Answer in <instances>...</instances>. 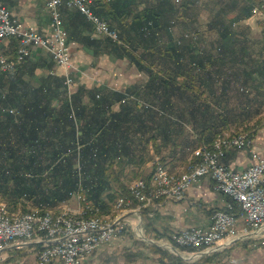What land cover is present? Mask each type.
<instances>
[{
  "label": "crops",
  "instance_id": "crops-1",
  "mask_svg": "<svg viewBox=\"0 0 264 264\" xmlns=\"http://www.w3.org/2000/svg\"><path fill=\"white\" fill-rule=\"evenodd\" d=\"M157 1L114 0V4L110 5L112 15L104 10L106 14L103 18L122 31L125 39L139 45L141 39L138 30L136 32L135 28H132L128 36L124 32V23H139V20L134 18L144 8L154 7ZM207 1L211 4L206 7L211 18L206 21L201 19L203 9L200 5L203 0L192 3L187 0H182V3L175 2L178 4L176 8L179 6L177 9L180 19L179 22L168 21L171 26L165 33V40L173 35V40L182 41L183 47L179 57L184 66L179 71L172 66L175 65L173 60L176 58L169 57L171 55H167L162 64L156 56H147L143 58L144 61H149H145L147 67H141L137 60L115 45L111 39L96 34L77 7H69L65 3L61 4L59 9L76 65L72 71L76 86L72 92L68 91L65 78L53 58L42 49H33L31 57L37 63V68L31 72L38 77L40 73L45 74L44 76L51 75L48 66L55 64V78H60L63 82V87L55 84V90L63 91L66 98L64 100L61 96L55 97L56 113L63 104L71 102L72 93L77 96L79 104L87 105L88 108L92 106L88 98L90 91L103 95L128 93L132 96H125L123 102L116 99L111 106L113 111H118L121 107H132V113L141 115L140 120L132 122L134 128L129 133V138L133 140L132 145L128 146L127 151L119 153L114 160V168L127 187L135 178H149L157 158H161L172 172L181 175L193 160L198 159V152L194 150L214 137L212 134L200 135L192 126L190 116L185 115L186 118H183L179 113V109L190 106L194 96L189 94L190 97L187 98L171 85L168 90L159 91L153 84L154 76H175L174 81L180 87L190 83V89L197 94L203 92L205 97L213 96L214 100L207 101L219 110L224 107H241L256 109V114L264 112V27L262 22L253 24L250 21L253 16L259 14L256 11L258 0ZM47 2L48 0H3L12 16L25 28L42 34L50 33L51 17ZM93 7L102 9L101 5L95 3ZM126 17L129 18L126 20ZM122 19L127 22H122ZM17 47L18 42L14 37L4 41V50L9 55L14 56ZM142 49L139 47V51ZM201 61H205L204 64ZM25 75L26 73H23L24 78ZM191 90L189 91L192 92ZM159 92L165 93L158 95ZM80 96L83 97L82 102H79ZM142 105L149 109L143 108ZM71 117L77 121L73 114ZM101 117L100 114L99 118ZM84 119L86 120L85 116ZM84 119H79L77 123L85 124ZM259 123L252 148L264 158V120ZM227 131L224 132L228 133ZM254 161L253 154L244 149H231L223 158L226 165L236 170H243ZM120 194L118 186L111 184L102 197L109 204ZM221 204V195L214 189L213 181L202 177L187 191L185 198L163 200L157 208L148 206L141 212L147 215L154 229V232L152 229L148 230V235L155 236L157 240L168 238L178 230L208 225L213 210ZM9 208L13 213H18L14 212L15 208ZM124 212L117 213L125 218L127 231L84 257V264H264V246H257L245 240L230 244L222 240L214 252L196 258L186 257L185 250L175 253V247L141 242L135 237L140 221L138 211H132L131 208L127 213ZM143 228L145 232L144 225ZM35 248L37 245L34 243L9 245L2 253L0 264H38ZM52 264L64 263L55 261Z\"/></svg>",
  "mask_w": 264,
  "mask_h": 264
},
{
  "label": "trees",
  "instance_id": "trees-1",
  "mask_svg": "<svg viewBox=\"0 0 264 264\" xmlns=\"http://www.w3.org/2000/svg\"><path fill=\"white\" fill-rule=\"evenodd\" d=\"M96 4L102 7L94 8L99 16L103 17L106 12L112 15L110 5L114 4V0H96ZM176 5L178 4L173 0H158L154 7L144 8L134 18L139 23H124L126 29L123 30L128 36L132 28L136 32L138 30L141 44L125 39L118 28L121 38L128 46L114 44L137 60L141 67H147L145 61H149L143 59L147 56L154 55L165 62L166 57L171 55L169 57L176 58L173 60L175 65L172 66L181 70L184 66L179 57L182 41L173 40V35L165 40V33L171 26L168 21L180 19ZM127 18L129 17L126 20ZM86 20L92 28L90 21ZM123 20L126 21L122 19V22ZM139 47L143 49L139 51ZM136 53L141 55L137 56ZM204 62L201 61L202 64ZM24 65L21 64L14 73L0 71V193L6 197L4 200L7 204L18 202L16 197L20 194L39 206L36 208L49 209L48 207L59 205L77 192H82L96 208L102 209L107 204L102 194L111 184L118 186L120 196L130 197L128 187L122 183L114 168V160L132 145L133 140L129 138V133L134 128L132 122L140 120L141 115L132 113V107H121L120 110L113 111L111 106L116 99L123 102L125 96H132L128 93L103 95L90 91L88 98L92 106L88 108L87 105L79 104L77 96L72 93L71 102L63 104L56 113L55 97L66 99L63 91L55 90V84L63 87L62 80L46 75L41 78L38 86H33L23 77ZM36 68L37 63H34L32 71ZM153 79V84L159 91L168 90L171 85L187 98L190 97L189 94L194 96L190 106L179 109V113L183 118H186L185 115L190 116L192 126L200 135H214L207 144H213L217 134L230 128L232 115H240L236 109L230 111L231 108L224 107L223 111L213 107L203 96L205 93L197 94L192 91L188 82L185 83L186 86H177L175 76H154ZM79 98V102H82L83 97ZM142 107L149 109L144 105ZM71 114L77 121L83 120L85 116V124L77 123ZM250 137H254V133ZM10 194L14 197H8ZM130 206L125 205V208ZM142 216L146 230L152 229L147 215L143 213Z\"/></svg>",
  "mask_w": 264,
  "mask_h": 264
},
{
  "label": "built area",
  "instance_id": "built-area-1",
  "mask_svg": "<svg viewBox=\"0 0 264 264\" xmlns=\"http://www.w3.org/2000/svg\"><path fill=\"white\" fill-rule=\"evenodd\" d=\"M111 2L112 0H103ZM192 3L196 0H187ZM96 0H48L47 8L51 17L50 33L42 34L27 29L0 0V71L13 72L31 57L33 49L47 52L56 63L69 92L76 86L72 71L76 68L67 32L63 26L60 5L77 7L92 24L96 34L104 35L119 45L128 46L121 38L120 31L94 11ZM182 3V0H175ZM256 11L264 16V0ZM14 37L18 42L16 54L9 55L4 50V41ZM219 147L207 148L202 143L194 152L198 159L191 162L181 174L173 179L170 167L157 158L149 178L139 177L128 185L130 197L119 196L113 202L115 207L132 205V211L140 216L138 235L143 234L141 210L150 206L158 207L163 200H179L186 197L187 191L202 177L213 181L214 189L221 195V206L214 209L211 222L206 226H195L178 230L164 241V245L175 247V253L185 250L191 257H199L214 252L220 241L232 243L237 240L257 239L264 245V158L252 148L253 137L249 134L219 133ZM231 149L249 150L254 162L243 170H236L223 162ZM76 197L81 204L78 216L69 217L68 205L59 209H41L35 212H18L17 219H6V211H11L5 201H0V262L6 247L15 243H34L38 264H84L83 259L101 245L120 237L127 230L125 218L114 221L111 227L92 224L90 211H98L93 202L82 192ZM48 211H58V219L47 222ZM153 212L151 211L150 215ZM143 237V236H142ZM184 252V253H185Z\"/></svg>",
  "mask_w": 264,
  "mask_h": 264
},
{
  "label": "rangeland",
  "instance_id": "rangeland-1",
  "mask_svg": "<svg viewBox=\"0 0 264 264\" xmlns=\"http://www.w3.org/2000/svg\"><path fill=\"white\" fill-rule=\"evenodd\" d=\"M206 1L203 0V2L200 5V7H202V9H203L202 17H201V19L203 21H206L207 19L211 18V15L206 10L207 5L211 6V4L208 3V1L207 2ZM177 8H179V6ZM177 10H179V9H177ZM176 21L179 22V20H177V19H176ZM250 21L253 24H257L258 22H262V24H263L262 26L264 27V16H262L260 14H256L255 16H253ZM257 35H258V33H257ZM44 55L46 56V54H44ZM45 59L48 60V58H46V57H45ZM34 63H35V60H34V58L31 57V58L28 59V61L25 63V65L23 64L24 68H25V73H26L25 79L29 83H31V84H33L35 86H38L40 84L41 78L45 74L40 73L39 77L35 76L33 74V72H31ZM161 64H162V62H161ZM48 68L50 69V74L55 76V64L54 65L52 64V65L48 66ZM10 73H14V72H10ZM206 98L209 99V100H214V97L211 96V95L207 96ZM221 109L223 111H225L223 108H221ZM232 110L233 109H230V111H232ZM255 110L256 109H253V108L252 109L241 108V107L240 108H236V111H238V113H240V115H237L239 117H236L235 115L231 116L234 122H231L230 128L226 129V131L228 130L227 131L228 133H226V134L244 133V134H249V136H253V133L255 134L256 128L260 126L259 122L264 120V112L256 114ZM226 113H227V111H226ZM234 119H237V120H234ZM238 124H240V125H238ZM206 143H210V142H206ZM218 143H219V140H215L213 144H207V147L208 148L218 147L219 146ZM161 161H162V159H161ZM192 162H195V160H193ZM148 173H147V175H148ZM173 176L176 177V178L177 177L178 178L181 177V175H178V173H176V172H173ZM12 196L13 195L10 194L8 197H12ZM5 198L0 193V200H4ZM16 198H17L18 202L13 203V204H9V207L15 208L14 210H16V211H14V212H24L26 210H27V212H35V207H39V206H36V204L32 203V201H28L26 199V197L20 196V194H18ZM26 201H28V202H26ZM113 202L114 201H111L109 204L108 203L105 204V207H102V209L101 208H97L98 211H90V218L95 217L96 219H99V220L103 219L102 221H105V223L107 222L106 224H109V223H112V222L114 223V221H121L122 216L120 215V213H117V212L125 211L124 213H127L128 210H131L132 205L129 208L115 207V209H113ZM81 204L82 203H80L78 201V198L76 197V195H72L68 200L62 201L59 205L50 206L48 208L57 210V209H59V207H62L64 205H68V206L73 208V209H69V217H77L78 216V207H80ZM6 213L10 217H12V216L13 217H17V213H13L12 211H6ZM47 214L55 215V216L58 217V211H48ZM149 232H148V230H145V232H143V234H141L139 236L138 235V231H136L137 236H135V237H137L141 242H150V243L151 242H155V243H159V244H164V241L166 240L167 237L158 238L159 240L158 239L156 240L155 236L154 237H150V235H148ZM245 241L250 242V243H252L254 245H257V246H259V245L260 246H264V245H261L259 243L260 240H257V239H255V240L254 239H247ZM185 255H186V257H191V256H188L187 254H185ZM193 258H195V257H193Z\"/></svg>",
  "mask_w": 264,
  "mask_h": 264
},
{
  "label": "bare ground",
  "instance_id": "bare-ground-1",
  "mask_svg": "<svg viewBox=\"0 0 264 264\" xmlns=\"http://www.w3.org/2000/svg\"><path fill=\"white\" fill-rule=\"evenodd\" d=\"M219 147V146H218ZM208 148V147H207ZM173 179H180V178H176L173 176ZM92 217V216H91ZM6 219H17V217H10L7 213H6ZM58 217L55 216V215H50V214H47V222H54L55 220H57ZM90 220H92V224L94 225H99V227H111V225H113L114 223H109V224H106L105 221H102V220H99V219H96L95 217H92L90 218Z\"/></svg>",
  "mask_w": 264,
  "mask_h": 264
}]
</instances>
